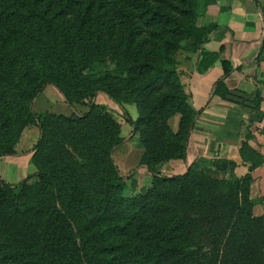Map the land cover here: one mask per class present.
<instances>
[{
	"label": "trees",
	"instance_id": "1",
	"mask_svg": "<svg viewBox=\"0 0 264 264\" xmlns=\"http://www.w3.org/2000/svg\"><path fill=\"white\" fill-rule=\"evenodd\" d=\"M197 6L198 0H0V15L22 16V29H30L35 21L43 41L23 53L22 76L31 77L35 66L53 73L22 83L15 70L18 61L6 56V37L0 33V134L17 135L26 123L38 129L32 146L33 180L10 187L0 179V208L8 211L19 233L2 247L0 264H264V217L251 214L249 173L227 181L201 169L165 175L152 167L154 159L182 154L193 125L195 113L182 95V72L172 52L195 28ZM83 56L96 62L111 58L123 78L110 89L91 86L81 73ZM217 56L202 50L197 70ZM220 65L215 93L230 72L226 60ZM65 75L76 100L87 99V111L76 113L71 98L54 81ZM46 85L61 93L71 109L67 118L56 119L82 123L72 126L73 134L65 133L61 145L56 143L53 158L39 164L45 125L53 118L36 115L30 105ZM126 90L137 98L134 119L117 96ZM99 92L120 108L131 134L139 130L141 143L152 154L130 170L148 171L151 180L144 193L121 195L118 183L126 175L119 174L110 157L121 139L110 117L94 103ZM173 113L179 115L175 133L165 124ZM248 146L242 141L238 154L243 163H252L249 172L255 165ZM12 153L0 151V156ZM252 155L260 161L259 155ZM83 180H93L89 186L99 189L97 199L88 196Z\"/></svg>",
	"mask_w": 264,
	"mask_h": 264
},
{
	"label": "rangeland",
	"instance_id": "2",
	"mask_svg": "<svg viewBox=\"0 0 264 264\" xmlns=\"http://www.w3.org/2000/svg\"><path fill=\"white\" fill-rule=\"evenodd\" d=\"M203 0H198L197 12L200 13L202 10ZM5 11H9L6 8H2ZM35 21L30 23V29H22L21 27L25 24V19L22 16L17 14L11 15H0V33H2L6 37L7 41V53L6 56L10 58L12 55L16 57L18 63L16 66V73L20 76L21 82L25 85L31 81L32 78L38 75H46L49 77H53V73L48 69H43L42 67L37 68L35 66L33 75L30 77L22 76L21 72L24 69V62L19 63L20 59L24 58L23 53L28 54L32 52L36 47L40 45L42 40H39L41 36H39L38 31L36 30ZM188 32H186L182 39L179 40L178 48H176L172 52V58L175 61V66L179 69V60L184 54V43L186 41ZM48 39H52L50 34H46ZM54 41V40H53ZM67 41V40H66ZM188 49V48H187ZM193 51V50H191ZM77 55L75 52L72 53V56L75 57ZM82 59L85 61V67L82 68V76L88 80L91 86H99L103 88L110 89V85H116L118 79L123 78V72L117 62H114L111 58H106L104 62H96L91 60L90 57L83 56ZM24 61V60H23ZM6 62V61H5ZM7 64V62H6ZM185 72L184 74H186ZM1 74V73H0ZM187 75V74H186ZM106 77V80L103 78ZM54 81L61 87L64 94L68 95L71 98V105L73 110L76 113H83L87 111V99L83 98L82 100H76L77 95L74 94V88L70 82V79L65 75L63 78L55 77ZM179 81L181 84V92L182 95L186 97V102L189 105V94L187 92L186 83H185V75L181 73L179 76ZM135 85V84H133ZM44 86L42 90L33 98L31 102V109L38 116H48L52 117L51 121L45 125V133L42 138V147L37 153V161L39 164L46 163L49 159L53 158L52 155L54 146L57 144L63 143V138L65 133L72 132V126L77 125L82 122H74V123H66L59 122L60 119H56L57 117L67 118L71 109L63 100L61 93H59L53 86L49 85V88ZM120 102L123 104L127 112L130 114L131 118L134 119L137 116L136 112V96L134 92H130L126 90V92H119L117 95ZM49 98H53V101L49 100ZM94 103L99 105L102 109V112L106 113L111 121L115 124L117 128V135L120 137L121 142L115 146V148L111 152V160L113 164L117 167L119 174L126 178L121 180L118 184L122 186L121 195L124 196H134L136 194L144 193L145 190L150 185L151 177L148 171L143 167H138L132 173L130 170L138 165L139 162L143 160L150 159L152 156L146 149V147L141 143L139 130H135L132 134L131 127L123 120L121 116L120 108L107 97L104 93L99 92L96 94L94 98ZM15 105V104H14ZM13 107V106H11ZM190 107V106H189ZM17 112V107L14 106ZM191 108V107H190ZM191 110L195 113L196 111L191 108ZM15 112V113H16ZM14 113V112H13ZM192 113V112H191ZM18 114V113H17ZM15 119V118H14ZM179 115L177 113H173L169 116L165 124L167 125L169 131L171 133H175L177 131ZM195 121V117L193 119V123ZM251 121V120H250ZM16 123V122H15ZM248 120L246 119L243 122L242 127V137L241 142L245 141L249 146L248 149L251 150L252 154H256L260 156V161L256 159L252 154L250 155V160L254 163L255 167L248 172V165H252V163L247 160L248 163L242 164L245 166L244 168L238 169L235 171V165L233 162L229 163V174L218 176L215 178L224 179L227 181H233L235 179H241L247 173L251 178L248 184V198L251 201V214L252 216H263L264 217V181L263 179L255 174L252 171L260 166L262 162H264V156L262 152L254 149L250 146V139L252 135L250 134V130L248 127L251 125L248 124ZM18 125V122L17 124ZM148 130V127H145ZM192 129V127H191ZM190 129V131H191ZM190 131L188 133V138L190 135ZM15 132H9L0 134V151H9L12 150V154L10 155H1L0 156V179L5 182L7 185L15 186L27 179V182H31L33 180V175L36 172V167L31 161V157L33 155L32 146L34 145L37 135L38 129L36 126L30 123L22 124L19 127V132L17 135ZM111 137V134L108 135V139ZM240 142V143H241ZM240 146V145H239ZM66 149L69 151L70 147L66 146ZM186 149L187 144L185 145L184 151L179 154V157L176 158H162L159 160H152V167L159 172L160 174L165 175H178L184 173L189 167L200 170V166L202 161L200 160H192L191 162H186ZM250 150L245 151V154L248 156L250 154ZM28 151L23 159L24 154H18L20 152ZM23 156V157H22ZM246 156V157H247ZM22 159V162L30 165L29 171L25 173L24 171L19 172L15 175L13 172V168L16 163H19ZM79 161V159H75ZM156 160V161H155ZM195 161V162H194ZM217 162L223 163V160H218ZM21 163V162H20ZM22 164V163H21ZM76 169L80 171H85L80 166L74 165ZM176 167V168H175ZM86 178H89L88 174H82ZM212 177V176H211ZM93 182V180L85 181L83 180V184L87 188V194L89 197L97 199L100 196L99 189H94L89 186V183ZM151 212V209H149ZM29 217H34L33 215H29ZM17 224L14 222L12 217H9L8 211L0 208V260L3 256L2 247L10 241L11 238H14L15 235H19L17 232ZM192 243L197 245V241L193 240ZM199 264V263H197Z\"/></svg>",
	"mask_w": 264,
	"mask_h": 264
},
{
	"label": "crops",
	"instance_id": "3",
	"mask_svg": "<svg viewBox=\"0 0 264 264\" xmlns=\"http://www.w3.org/2000/svg\"><path fill=\"white\" fill-rule=\"evenodd\" d=\"M194 26L188 31L179 60L189 106L196 111L185 160H200L202 172L220 177L229 174L230 162L235 171L245 167L238 148L246 119L251 124L250 146L264 156V0H256V4L253 0H203ZM202 50L218 56L199 71L197 61ZM221 60L229 63L230 72L215 93V82L222 72ZM27 152L18 154H24V159ZM20 162L13 168L15 175L29 171L30 165L22 159ZM252 173L264 181V162Z\"/></svg>",
	"mask_w": 264,
	"mask_h": 264
}]
</instances>
